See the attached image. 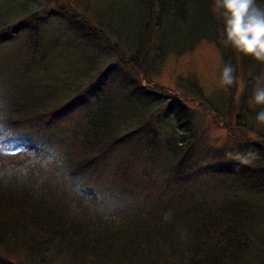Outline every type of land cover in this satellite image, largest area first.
I'll return each mask as SVG.
<instances>
[{"label":"trees","instance_id":"16d2710c","mask_svg":"<svg viewBox=\"0 0 264 264\" xmlns=\"http://www.w3.org/2000/svg\"><path fill=\"white\" fill-rule=\"evenodd\" d=\"M133 3L130 42L113 23L114 4L100 0H20L0 15L1 78L20 67L24 79L0 85L12 119L125 200L103 219L74 213L56 189L0 188V264H264V105L253 100L264 64L222 43L212 0ZM202 42L219 49L222 70L248 69L211 93L230 106L223 114L235 109L238 128L259 135L229 150L205 141L192 102L143 76ZM195 80L176 83L194 91ZM236 148L254 165L235 159Z\"/></svg>","mask_w":264,"mask_h":264},{"label":"clouds","instance_id":"9594fccd","mask_svg":"<svg viewBox=\"0 0 264 264\" xmlns=\"http://www.w3.org/2000/svg\"><path fill=\"white\" fill-rule=\"evenodd\" d=\"M212 10L223 24L222 43L264 64V4L258 0H212ZM220 79L225 86L237 83L231 63L224 65ZM254 81L253 100L264 105V75ZM256 120L264 123V111ZM10 186L28 188L36 195L56 189L67 195L74 213L87 211L103 219L115 216L125 204L118 191L76 173L62 147L23 133L12 119L8 102L0 100V188Z\"/></svg>","mask_w":264,"mask_h":264},{"label":"rangeland","instance_id":"374dc122","mask_svg":"<svg viewBox=\"0 0 264 264\" xmlns=\"http://www.w3.org/2000/svg\"><path fill=\"white\" fill-rule=\"evenodd\" d=\"M20 0H0V15L5 12H11L16 10L18 3ZM102 6H107L109 3L114 4V24L125 33V40L130 42V34L134 33L136 26L133 22V17H135L133 6V0H100ZM52 7V5H51ZM45 8V7H44ZM117 8V9H115ZM134 13V14H133ZM27 13H20V19L24 17ZM145 47L144 50L147 49V46H150V40L147 43H143ZM195 52L176 55H169L162 64L160 71L148 70L146 75L143 76L148 79V77L153 78L152 84H147L150 87L154 88V90H163L168 91L171 94H180L192 102V105L196 107V111L199 114L198 118L202 122V127L205 141H209L212 143H216L221 147L227 148V150L232 149L229 148L232 146V143L235 145L236 140H240L242 143H245L246 138L254 139L258 138L259 135L254 133L253 131H249L244 133L242 128H238L237 121L235 119L236 112L235 109H231L232 114L230 113L226 115L221 112V107L224 109H228V103L226 106L222 103H219L218 100H215L211 93L212 90L218 89L221 86V74H222V58L220 59V51L214 44H210L209 42H202L198 45V47L194 50ZM7 63H10V59H7ZM12 62V61H11ZM255 67H252L250 70H253ZM248 69H243V71H238V75L241 77L243 72H246ZM257 75L259 73L256 68L254 69ZM251 73V71H250ZM260 74L264 75V67L260 70ZM188 76L192 75L196 78L195 84L198 86L194 88V91L187 89L186 84L176 83L180 76ZM237 73L235 76L238 78ZM239 80L241 78H238ZM23 79L22 71L20 67L16 69V73H12L8 76H3V79L0 75V85L2 83L11 84L15 82H19ZM7 83V84H6ZM202 90L200 89V87ZM238 89V86H235ZM240 92V89L237 93ZM231 99V93H228ZM49 109V107H48ZM47 109V110H48ZM250 114L254 113L250 112ZM234 116V117H233ZM257 128V127H256ZM24 129V128H23ZM257 128V132H258ZM235 155L233 157L235 159H247L248 163H252L254 165V155H243L242 153H237V148L234 150ZM240 152V150H239ZM160 172H157V176ZM93 175V176H92ZM89 181L100 185V179L96 174L93 173L85 176ZM109 178L106 179L105 183H109ZM22 264H27L28 259H22ZM14 264L16 261H13Z\"/></svg>","mask_w":264,"mask_h":264}]
</instances>
